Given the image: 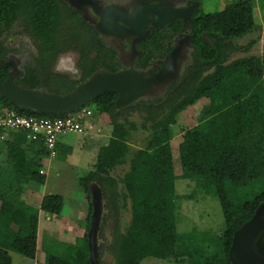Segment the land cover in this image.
Wrapping results in <instances>:
<instances>
[{"label": "trees", "instance_id": "obj_1", "mask_svg": "<svg viewBox=\"0 0 264 264\" xmlns=\"http://www.w3.org/2000/svg\"><path fill=\"white\" fill-rule=\"evenodd\" d=\"M193 1L199 0H187L186 5ZM256 1L259 0H231L214 12H203L198 6L186 25L176 19L157 29L148 26L149 35L136 44L139 55L133 62L135 68L145 75L150 69L156 70L175 40L185 34L192 47V64L162 97L142 98L127 106L145 111L140 129L148 132V141L132 153L129 168L118 180L120 187L110 170L125 162L127 136L136 124L127 117L115 119L126 109L114 105L116 93L103 92L91 102L94 112L109 117L112 132L98 149L94 168L78 177L88 207L85 232L71 243L59 242L63 250L46 255L48 264H92L87 236L93 209L90 182L97 183L105 200L104 221L109 216L114 225L109 245L113 260L101 262L100 254L99 264H141L147 257L185 263V254L191 257L186 264H231L228 250L234 232L264 202V56L227 59L234 48L232 40L255 28ZM260 1L264 7V0ZM18 20H22L24 32L32 37L37 49L33 66L12 78L22 88L63 95L95 71L114 72L127 67L118 61L117 50L95 27L62 0H0V60H6L10 52L4 34ZM125 40L130 46V39ZM70 49L77 53V80L50 69L57 55ZM4 63L0 62V85L11 71V64ZM199 100L205 102L194 115L193 124L181 132L174 149L176 117L187 116L193 111L187 108ZM0 106L30 117L66 115L35 112L1 95ZM4 131L0 127V139ZM7 134L6 162L16 180V192L7 193L9 187L0 179L5 184L0 186V264L12 263L10 252L34 259L39 211L60 214L63 207V197L58 193L41 196L36 207L21 197L27 182L44 183L42 162L49 151L41 140H31L29 131L8 130ZM178 179L193 181L218 200L223 229L216 248L210 243L203 249L202 244L199 248L195 244L193 254L189 249L186 253L179 250L175 216ZM121 200L123 205L129 200L131 214L122 232L117 227Z\"/></svg>", "mask_w": 264, "mask_h": 264}, {"label": "rangeland", "instance_id": "obj_2", "mask_svg": "<svg viewBox=\"0 0 264 264\" xmlns=\"http://www.w3.org/2000/svg\"><path fill=\"white\" fill-rule=\"evenodd\" d=\"M70 7L75 8L89 24L93 25L96 21L92 8L88 5L74 7L70 5L69 0H62ZM103 4H116L125 8H130L133 3L138 0H97ZM177 7L186 6L187 0H168ZM231 0H199V7L203 12H214L221 10L224 5ZM254 20L256 26L249 33L240 38L232 40L233 50L229 52L228 61L245 56H264V7L263 1H256L254 5ZM94 26V25H93ZM185 36H188L185 34ZM106 42L117 50V59L123 64H130L129 44L124 39L117 37L101 35ZM178 39V38H177ZM175 40V44L177 42ZM6 46H8L9 54L6 60H0L1 63L11 64V77L20 76L24 72V68L33 66L34 57L37 54L36 43L30 35L24 32L22 20L13 23L12 27L4 34ZM174 44V45H175ZM127 45V47H126ZM77 53L74 50L57 55L54 64L50 69L55 73L68 74L75 80L79 79L78 69L76 66ZM192 47L189 42H185L181 55L178 59L174 76L164 83L155 85L147 93L142 95L140 99H155L162 97L168 86L181 79L185 75L187 69L192 64ZM41 73V70L38 72ZM39 80V77L38 79ZM51 81V80H50ZM47 85V84H46ZM50 86L56 87L50 83ZM46 92V91H45ZM137 100V101H138ZM135 101V102H137ZM133 102V103H135ZM205 101L199 100L195 105L189 106L187 109H193V113H188L187 116L179 114L176 117L178 121L174 127L175 137L172 140L173 148L180 141V134L189 125L193 124V117L198 114L201 106ZM132 103V104H133ZM93 104L87 102L79 109L65 113L73 116L76 122V130L67 132L57 136V140L53 146L54 154L44 156L42 162V171L45 174L44 183L29 181L24 185L21 197L28 199L29 204L33 207L38 206L39 198L47 194H61L63 197V207L60 214H49L42 210L39 211L38 229H37V251L34 259L26 258L15 252H10L11 264H48L45 260L46 255L50 253L59 254L63 247L59 242H73L78 236H82L85 232L87 203L82 186L78 182V177L84 175L89 170L94 168L98 149L107 143L111 132L112 125L110 124L107 115L97 114L94 112ZM125 108V107H123ZM6 108L0 106V114ZM121 109V108H118ZM7 110V109H6ZM121 114L115 119L127 117L134 121L136 129L129 131L127 143L129 146L128 153L125 156V162L117 165L110 170V175L115 178L118 186L121 184L118 181L122 174L129 168V160L132 153L145 145L148 141V132L140 129V124L143 122L145 111L138 110V107H127L122 109ZM190 114V115H189ZM8 130H5L0 139V179H4L6 186L9 187L7 193L16 192V180L11 177L10 165L7 161L5 150V139L8 136ZM173 149V151H174ZM175 152V151H174ZM177 155L174 153V156ZM12 184V185H10ZM5 184H1L4 187ZM92 196L98 200L99 204V220L96 229L92 235V263L99 264L98 259L101 254V262H112L113 258L109 250L113 231L112 219L108 216L105 220L107 210L105 209V200L102 197L101 189L96 182H90ZM6 189V187H5ZM176 193V228L179 235L178 248L183 253L189 249L190 253H194V245L197 248L202 244L203 247L212 246L216 248L217 237L223 229V214L218 200L213 195H208L200 190L193 181L178 179L175 182ZM123 200L119 202L120 212L118 215L117 227L119 231H124L130 222L129 200L126 205H123ZM104 222V226L102 224ZM103 228L102 236L100 229ZM89 232V231H88ZM87 232V234H88ZM264 232L260 239H256L254 247L258 252L264 253ZM258 240V241H257ZM208 249V248H207ZM207 251V250H206ZM203 251H201L202 253ZM186 262H178L173 259L160 260L147 257L141 261V264H186L190 260V254L184 255ZM193 258V255H192Z\"/></svg>", "mask_w": 264, "mask_h": 264}, {"label": "water", "instance_id": "obj_3", "mask_svg": "<svg viewBox=\"0 0 264 264\" xmlns=\"http://www.w3.org/2000/svg\"><path fill=\"white\" fill-rule=\"evenodd\" d=\"M69 3L74 7L88 5L92 8L96 16L93 25L100 35L130 39V64L114 72L95 71L84 82L63 95L22 88L9 74L0 85L2 97L35 112L59 114L73 112L85 103L92 102L101 93L110 92L117 94L114 101L117 108L126 107L155 85L164 83L174 76L183 46L189 41V36L178 38L176 44L165 55L163 64L156 70H148L145 75L142 70L133 66V62L139 55L136 44L150 33L148 26L157 29L176 19H181L186 25L191 20L193 10L199 6V1H193L189 5L177 7L168 0H138L130 8L103 4L97 0H69ZM90 194L93 209L87 236L92 263V235L99 220V204L97 199L94 200L91 189ZM263 230L264 202L256 208L253 216L234 232L228 250L231 264H264V255L254 248L256 239Z\"/></svg>", "mask_w": 264, "mask_h": 264}, {"label": "built area", "instance_id": "obj_4", "mask_svg": "<svg viewBox=\"0 0 264 264\" xmlns=\"http://www.w3.org/2000/svg\"><path fill=\"white\" fill-rule=\"evenodd\" d=\"M75 118L69 114L64 117L45 118L20 115L13 110H4L0 114V127L4 130L29 131L31 140H41L54 154L53 146L57 136L76 130Z\"/></svg>", "mask_w": 264, "mask_h": 264}, {"label": "flooded vegetation", "instance_id": "obj_5", "mask_svg": "<svg viewBox=\"0 0 264 264\" xmlns=\"http://www.w3.org/2000/svg\"><path fill=\"white\" fill-rule=\"evenodd\" d=\"M264 232V230L261 232V234L258 236V238L260 239V237H261V235H262V233ZM264 238V237H263ZM258 241V240H257ZM256 246V242H255V244H254V247ZM263 255H264V253H262Z\"/></svg>", "mask_w": 264, "mask_h": 264}, {"label": "crops", "instance_id": "obj_6", "mask_svg": "<svg viewBox=\"0 0 264 264\" xmlns=\"http://www.w3.org/2000/svg\"><path fill=\"white\" fill-rule=\"evenodd\" d=\"M38 217H39V214H38Z\"/></svg>", "mask_w": 264, "mask_h": 264}]
</instances>
